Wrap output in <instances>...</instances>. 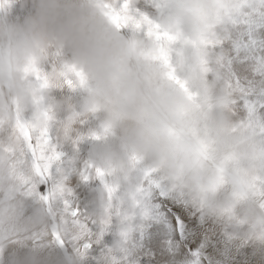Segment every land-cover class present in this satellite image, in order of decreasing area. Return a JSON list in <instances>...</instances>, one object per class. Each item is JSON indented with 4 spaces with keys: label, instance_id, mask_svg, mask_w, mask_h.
<instances>
[{
    "label": "clouds",
    "instance_id": "clouds-1",
    "mask_svg": "<svg viewBox=\"0 0 264 264\" xmlns=\"http://www.w3.org/2000/svg\"><path fill=\"white\" fill-rule=\"evenodd\" d=\"M0 264H264V0H0Z\"/></svg>",
    "mask_w": 264,
    "mask_h": 264
}]
</instances>
